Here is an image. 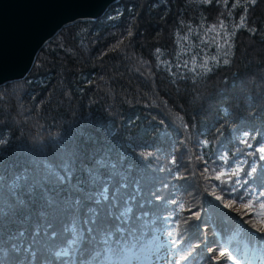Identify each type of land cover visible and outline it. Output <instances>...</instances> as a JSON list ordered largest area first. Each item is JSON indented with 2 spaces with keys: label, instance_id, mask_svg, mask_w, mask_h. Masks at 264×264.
I'll return each instance as SVG.
<instances>
[{
  "label": "trees",
  "instance_id": "obj_1",
  "mask_svg": "<svg viewBox=\"0 0 264 264\" xmlns=\"http://www.w3.org/2000/svg\"><path fill=\"white\" fill-rule=\"evenodd\" d=\"M245 133L255 137L251 148L241 143ZM89 138L112 151L115 183L126 179L125 192L135 196L130 205L121 201V210L132 207L123 225L129 233L121 250L101 253L106 264H144L162 245L171 264L188 251L194 260L184 264H207L208 248L218 247L236 264L250 248L264 264V241L254 235L264 232V210L257 206L259 217L249 221L226 196L237 176L247 181L236 185L240 193L264 190V160L255 151L264 146V0H119L96 20L63 27L24 78L0 86V168L11 174L28 164L43 173L46 160L57 162L56 148ZM125 155L130 177L117 160ZM249 164L258 173L245 175ZM219 170L238 171L222 184L214 179ZM32 216L3 222L6 250L11 235L26 233L12 241L24 249L4 261L30 260L31 244L37 261L59 264L49 249L67 247L71 214L40 202ZM53 231L62 237L51 239Z\"/></svg>",
  "mask_w": 264,
  "mask_h": 264
},
{
  "label": "snow or ice",
  "instance_id": "obj_2",
  "mask_svg": "<svg viewBox=\"0 0 264 264\" xmlns=\"http://www.w3.org/2000/svg\"><path fill=\"white\" fill-rule=\"evenodd\" d=\"M211 2L212 0H204L205 4ZM227 2L228 0H225V3ZM248 2L255 4L257 0H248ZM244 23H246V16L241 17L240 26H243ZM227 39L226 36L225 40L227 41ZM224 62L227 63V61ZM249 138L255 139L245 133L241 143H245L247 147L251 148L252 144L248 143ZM255 151L260 153L259 159L264 160V146L258 147ZM53 155L57 162L46 160L42 165L43 173L37 172L28 164L18 170L14 168L11 174L5 173L0 168V228L9 217L24 223L31 222L33 220L32 213L40 202L48 209L62 208L64 212L71 214L73 224L71 229L65 227L63 233L70 231L72 235L71 239L65 241L66 248L60 247L56 251L49 249L54 260L59 264H106L105 260L100 259L101 253L121 250L120 246L124 244L129 233V230L123 225L130 223L129 214L132 212V207L128 206L121 210V201L130 205L135 196L125 192L129 187L126 179H122L118 184L115 183L117 165L113 159L112 151L100 145L99 142L90 138L85 139L71 147L68 145L58 147L54 150ZM126 159V155L122 158L117 156V160L121 161V167L129 173L130 177L131 166L123 164ZM239 163L243 164L245 161ZM249 167L251 170L245 175L252 176L258 173L257 167L251 164ZM208 171L209 169L205 168L202 175ZM237 171L226 173L224 170H219L215 173L214 179L222 184H227L230 181L222 180V177L236 175ZM232 183L233 187L226 192V196L233 203L240 202L245 209L244 215L248 217L249 221L257 219L260 215V212L256 211L257 206L264 210V190L253 191L251 188H245L244 192L240 193V187H243L247 181L241 182L239 176ZM236 185H240V187ZM5 190L8 192L7 204L4 199ZM237 193L240 194L237 195ZM215 199L220 201L222 196L216 195ZM223 206L230 208L232 203H224ZM196 215L198 217V214ZM47 217L48 212L43 209L38 213V218L41 221H46ZM46 227H51V225H46ZM39 233L40 228L37 226L34 235H39ZM25 235L24 229L11 235L9 238L11 247L7 250L0 243V264H6L3 259L6 252L9 255L18 254L24 249L23 244L17 245L12 241L25 237ZM62 235V233L53 231L50 238L56 240ZM172 235V232L168 233L169 237ZM254 235L258 240L264 241V232L257 233L254 230ZM171 243L175 244V241L173 240ZM27 251L31 259L26 258L23 264H53V261L46 258L37 261L39 250L33 249L31 244L28 245ZM213 252H218V256L226 258L230 264H236V258L224 247L208 248L205 257L207 264H220V259L212 257ZM85 256H90V259H84ZM190 260H194L192 251L181 255L176 264H184ZM7 264H20V262L17 260L7 262Z\"/></svg>",
  "mask_w": 264,
  "mask_h": 264
},
{
  "label": "water",
  "instance_id": "obj_3",
  "mask_svg": "<svg viewBox=\"0 0 264 264\" xmlns=\"http://www.w3.org/2000/svg\"><path fill=\"white\" fill-rule=\"evenodd\" d=\"M119 0H0V86L24 78L63 27L96 20Z\"/></svg>",
  "mask_w": 264,
  "mask_h": 264
},
{
  "label": "rangeland",
  "instance_id": "obj_4",
  "mask_svg": "<svg viewBox=\"0 0 264 264\" xmlns=\"http://www.w3.org/2000/svg\"><path fill=\"white\" fill-rule=\"evenodd\" d=\"M240 255V263L237 264H259V260L256 255H251L249 257L247 256V252L245 250L241 251ZM216 256L217 255H214V257ZM170 259L171 257L169 251L165 248L164 245H162L160 249L152 253L150 257L146 258V262L144 264H171Z\"/></svg>",
  "mask_w": 264,
  "mask_h": 264
}]
</instances>
